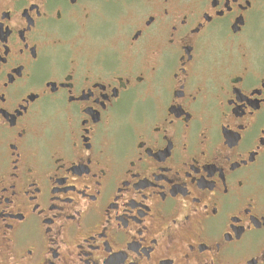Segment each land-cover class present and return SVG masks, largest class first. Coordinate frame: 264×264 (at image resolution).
I'll list each match as a JSON object with an SVG mask.
<instances>
[{
  "label": "flooded vegetation",
  "instance_id": "1",
  "mask_svg": "<svg viewBox=\"0 0 264 264\" xmlns=\"http://www.w3.org/2000/svg\"><path fill=\"white\" fill-rule=\"evenodd\" d=\"M0 264H264V0H0Z\"/></svg>",
  "mask_w": 264,
  "mask_h": 264
}]
</instances>
